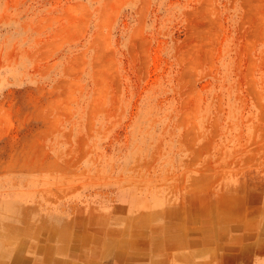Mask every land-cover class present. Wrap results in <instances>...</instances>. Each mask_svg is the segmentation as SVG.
Returning a JSON list of instances; mask_svg holds the SVG:
<instances>
[{
  "label": "rangeland",
  "instance_id": "374dc122",
  "mask_svg": "<svg viewBox=\"0 0 264 264\" xmlns=\"http://www.w3.org/2000/svg\"><path fill=\"white\" fill-rule=\"evenodd\" d=\"M248 244L264 249V0H0L1 264Z\"/></svg>",
  "mask_w": 264,
  "mask_h": 264
},
{
  "label": "crops",
  "instance_id": "0c3cea01",
  "mask_svg": "<svg viewBox=\"0 0 264 264\" xmlns=\"http://www.w3.org/2000/svg\"><path fill=\"white\" fill-rule=\"evenodd\" d=\"M248 244L240 250H234L233 254L216 256L212 251V260L207 259L209 252L199 247H193L189 250L176 251V254H170L168 259L156 260L152 254L147 264H264V249L255 248ZM173 250V249H172ZM233 251V250H231ZM1 264V262H0ZM6 264V263H5Z\"/></svg>",
  "mask_w": 264,
  "mask_h": 264
},
{
  "label": "bare ground",
  "instance_id": "6f19581e",
  "mask_svg": "<svg viewBox=\"0 0 264 264\" xmlns=\"http://www.w3.org/2000/svg\"><path fill=\"white\" fill-rule=\"evenodd\" d=\"M54 256V255H53ZM66 264V263H65Z\"/></svg>",
  "mask_w": 264,
  "mask_h": 264
}]
</instances>
